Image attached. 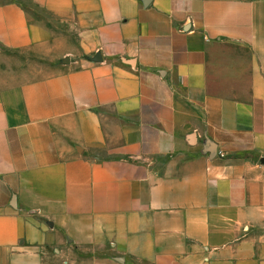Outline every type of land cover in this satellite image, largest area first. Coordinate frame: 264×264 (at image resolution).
<instances>
[{
	"label": "crops",
	"instance_id": "obj_1",
	"mask_svg": "<svg viewBox=\"0 0 264 264\" xmlns=\"http://www.w3.org/2000/svg\"><path fill=\"white\" fill-rule=\"evenodd\" d=\"M49 260L264 264V0H0V264Z\"/></svg>",
	"mask_w": 264,
	"mask_h": 264
},
{
	"label": "rangeland",
	"instance_id": "obj_2",
	"mask_svg": "<svg viewBox=\"0 0 264 264\" xmlns=\"http://www.w3.org/2000/svg\"><path fill=\"white\" fill-rule=\"evenodd\" d=\"M32 14V13H31ZM91 158L93 160H96V161H100V160H103V159H106L108 158L107 155H105L104 153L102 152H93L91 154ZM47 264H57V262L55 260H49Z\"/></svg>",
	"mask_w": 264,
	"mask_h": 264
},
{
	"label": "built area",
	"instance_id": "obj_3",
	"mask_svg": "<svg viewBox=\"0 0 264 264\" xmlns=\"http://www.w3.org/2000/svg\"><path fill=\"white\" fill-rule=\"evenodd\" d=\"M220 156H221V157H223V155H222V154H221Z\"/></svg>",
	"mask_w": 264,
	"mask_h": 264
}]
</instances>
